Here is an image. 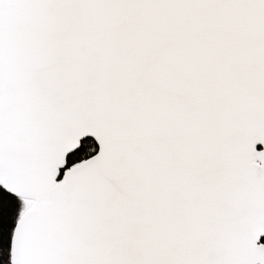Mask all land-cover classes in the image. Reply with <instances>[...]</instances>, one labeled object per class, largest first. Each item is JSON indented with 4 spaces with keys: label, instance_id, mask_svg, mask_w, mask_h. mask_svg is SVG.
<instances>
[{
    "label": "snow or ice",
    "instance_id": "1",
    "mask_svg": "<svg viewBox=\"0 0 264 264\" xmlns=\"http://www.w3.org/2000/svg\"><path fill=\"white\" fill-rule=\"evenodd\" d=\"M0 264H264V0H0Z\"/></svg>",
    "mask_w": 264,
    "mask_h": 264
}]
</instances>
